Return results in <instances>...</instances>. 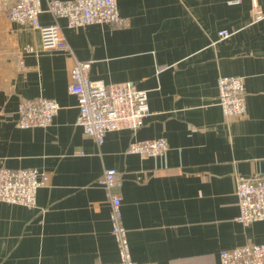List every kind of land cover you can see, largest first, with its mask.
I'll use <instances>...</instances> for the list:
<instances>
[{
    "label": "crops",
    "instance_id": "1",
    "mask_svg": "<svg viewBox=\"0 0 264 264\" xmlns=\"http://www.w3.org/2000/svg\"><path fill=\"white\" fill-rule=\"evenodd\" d=\"M15 1L0 0V167L46 170L50 183L34 207L0 201V264L118 260L100 183L111 167L135 264H218L223 249L264 241V220H237L239 177L264 174V0H118L124 27L72 28L60 18L92 79L148 92L143 125L108 131L102 144L77 123L74 56L44 50L39 29L12 21ZM46 2L40 21L48 24ZM222 29L231 36L221 38ZM220 75L243 76L245 115L223 113ZM41 95L60 104L53 122L21 127L20 102ZM156 137L169 142L163 155L127 151Z\"/></svg>",
    "mask_w": 264,
    "mask_h": 264
},
{
    "label": "built area",
    "instance_id": "2",
    "mask_svg": "<svg viewBox=\"0 0 264 264\" xmlns=\"http://www.w3.org/2000/svg\"><path fill=\"white\" fill-rule=\"evenodd\" d=\"M47 11L54 22L42 23V0H16L9 8V18L19 23H29L41 32L44 50H62L74 56L71 67L70 90L78 98L80 112L77 123L98 144H102L108 131L138 129L151 113L148 92L139 89L131 81L106 83L89 75L90 60L76 57L65 37L59 19L66 20L68 27L93 23H109L116 27L129 25L118 6V0H47ZM260 18V15H256ZM220 37L231 36L229 29H222ZM30 47L29 49H32ZM160 69V68H159ZM217 103L227 116H243L247 112L246 87L243 76L220 75ZM60 109L57 100L43 95L23 99L18 107V123L23 128L49 126ZM170 148L165 137L145 138L132 141L128 152L142 156H159ZM50 183V173L35 167H0V201L29 207L37 205L41 187ZM111 200V229L119 249V259L99 264H135L128 229L124 223L122 196L116 188L120 185L117 169L107 168L100 178ZM240 213L237 220L245 225L264 220V174L240 176L237 183ZM218 264H264V241L250 243L220 253Z\"/></svg>",
    "mask_w": 264,
    "mask_h": 264
}]
</instances>
